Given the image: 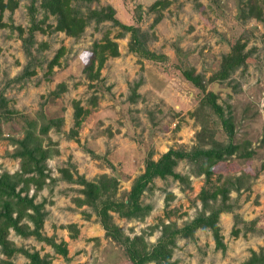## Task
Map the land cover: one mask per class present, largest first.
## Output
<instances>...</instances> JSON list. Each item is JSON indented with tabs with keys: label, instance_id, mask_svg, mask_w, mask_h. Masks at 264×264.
<instances>
[{
	"label": "rangeland",
	"instance_id": "rangeland-1",
	"mask_svg": "<svg viewBox=\"0 0 264 264\" xmlns=\"http://www.w3.org/2000/svg\"><path fill=\"white\" fill-rule=\"evenodd\" d=\"M15 1V10H6L2 22L22 27L23 37L33 23L44 28L55 25V18L41 8L43 0ZM155 1L73 4L83 16L111 7L119 23L137 30L145 52L130 51L131 34L111 21L89 20L78 38L35 32L31 55L24 51L15 30L0 28V97L8 111L0 109V175L20 172L17 141L32 129L28 122L36 121L34 134L51 154L44 162L48 177L39 191L32 184L22 194L43 204L40 233L56 243L65 242L67 260L46 242L21 237L10 229L7 239L19 251L47 256L50 264H131L124 248L105 236L96 208L79 205L82 186L74 181L77 176L95 184L102 176L116 179L118 199L144 172L148 158L157 161L171 148L190 151L199 145L197 134L203 127H207L205 142L210 141L209 131L214 141L225 144L227 136L205 104L212 93L224 118L230 119L240 152L217 164L207 182L204 174L192 173L190 164L180 160L174 172L186 180L154 178L141 197V206L149 208L143 220L111 215L125 235L143 236L150 249L163 224L182 228L200 213L198 196L203 187L210 190L226 177L244 174L239 190L229 194L230 209L219 214L224 249L216 247L209 229H198L192 238L177 240L171 261L244 264L252 252L264 256V0H166L170 4L160 12L150 10ZM250 3L260 7V20L254 11L250 14ZM121 31L124 36L116 39ZM106 32L115 38L119 56L105 62L98 81L89 82L84 53ZM236 43L244 44L245 64L225 80L214 79ZM62 46L66 53L46 78L47 65ZM146 52L157 59H148ZM27 69L35 74L18 78ZM183 72L196 76L200 86L187 81ZM74 102L88 109L78 130ZM45 123L59 126L43 135L39 128ZM245 152L252 154L240 157ZM69 176L71 181L66 179ZM21 188L18 185L16 191ZM25 223L32 229L24 217L20 224ZM72 224L78 229L76 236L67 228ZM234 229L239 230L237 236L232 234ZM25 263L28 259L22 252L9 259L0 252V264Z\"/></svg>",
	"mask_w": 264,
	"mask_h": 264
},
{
	"label": "trees",
	"instance_id": "trees-1",
	"mask_svg": "<svg viewBox=\"0 0 264 264\" xmlns=\"http://www.w3.org/2000/svg\"><path fill=\"white\" fill-rule=\"evenodd\" d=\"M92 3L98 0H43L41 8L50 16L55 18V25H46L44 28L39 23L31 24L27 32V37H23L24 29L20 26H14L12 23L6 24L2 22L3 13L8 10L13 12L17 6L15 0H0V28H10L18 33L21 39L24 51L31 55L30 47L34 44V33H53L61 32L67 37L78 38L84 32L89 20L93 19L96 23L111 21L114 25L119 26L123 31L131 34V41L128 45L130 51H144L142 49L143 42L137 36V30L131 26L119 23L114 18V11L111 7L102 8L100 11H92L88 16L81 15L73 6L75 2ZM166 0L155 1L150 10L159 11L169 6ZM250 14L255 12V18H262V11L256 4L250 3ZM159 17L154 21L157 23ZM121 31L116 35V39L123 37ZM244 44L236 43L226 56H224L219 71L213 76L214 79L225 80L236 69L245 64L246 55L243 53ZM66 53L65 47H60L54 57L47 65L45 77L48 78L53 74L55 67L60 65V59ZM148 59L156 60L157 57L146 52ZM119 56L118 44L115 38H110V32H106L103 38L92 45L91 49L84 53L83 60L85 62L84 72L89 82L98 81L101 76V70L105 62L109 58ZM34 71L24 70L22 79L33 76ZM184 78L195 86H200V81L196 76H192L189 72H183ZM57 95L58 93L55 92ZM205 104L210 107L211 111L221 124L227 136V142L222 144L213 140L212 133L208 131L210 137L209 142H205V134L207 127L197 134L198 146L193 147L190 151L183 149H169L162 154L157 161L148 158L145 161L144 172L138 176L133 182L130 190L124 194L122 198L116 199L115 195L118 190V182L116 179H110L102 176L95 184L88 182L81 176H77L74 182L82 186L81 194L83 199L79 200V205L94 206L96 208L97 217L105 236L113 242L122 246L126 256L131 264H174L171 261L173 250L179 238H192L196 230L209 229L212 232L216 247L224 249L220 228L218 226L219 214L225 210H229L227 205L229 194L232 190H239L244 180V174L236 178L226 177L221 184L213 185L210 190L203 187L199 193V200L202 205L200 213L188 224L182 228H177L175 224H163L161 235L155 245L150 249H146L143 236H134L130 238L125 235L121 228L115 224L111 213H116L120 218L127 220L138 219L143 220L149 213L148 207L141 206V197L148 189L154 178L165 179L171 177L173 180L183 182L186 178L174 172V168L178 161L186 160L192 167V173L196 175L204 174L206 182L214 175L213 168L234 154L240 152V145L235 141L234 131L230 123V119H225L223 110L217 104L215 96L209 93ZM5 102L0 97V109L2 113L6 111ZM88 114V109L84 110L79 107L78 102H74V128L78 130L83 122V118ZM60 122V121H59ZM29 127L26 130L23 139L17 141L18 151L16 156L20 158V172L14 174L3 173L0 175V252L6 258L13 257L16 253L22 252L28 259L25 264H50L51 261L47 256L41 257L39 253H28L27 251H19L13 244L8 241V233L12 229L21 237L34 236L38 241H44L49 245L56 254L61 255L67 260V244L63 241L56 243L52 238H45L41 235L40 230L43 226L45 212L43 204L34 203L33 197H28L22 192L27 191L30 185L39 191L45 185V179L48 177L44 173V162L51 156L48 149L42 146L41 138H36L34 128L36 121H29ZM39 128V133L45 135L53 126L51 123H45ZM203 125V124H201ZM251 152L241 153L240 157L251 156ZM67 173V171H64ZM26 175H30L25 177ZM71 181V177H66ZM18 185H22L20 191H16ZM209 210V213H208ZM15 215V216H14ZM26 218L31 223L29 225L20 224L22 218ZM74 230L75 236L78 234L76 225L72 224L67 227ZM232 234L237 236L238 229H234ZM244 264H264V256L262 254L251 253L250 259Z\"/></svg>",
	"mask_w": 264,
	"mask_h": 264
}]
</instances>
